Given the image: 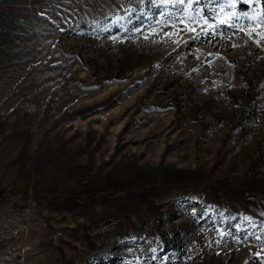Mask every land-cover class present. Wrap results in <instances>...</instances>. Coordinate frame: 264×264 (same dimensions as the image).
<instances>
[{
  "label": "rangeland",
  "instance_id": "1",
  "mask_svg": "<svg viewBox=\"0 0 264 264\" xmlns=\"http://www.w3.org/2000/svg\"><path fill=\"white\" fill-rule=\"evenodd\" d=\"M0 264H264V0H0Z\"/></svg>",
  "mask_w": 264,
  "mask_h": 264
}]
</instances>
